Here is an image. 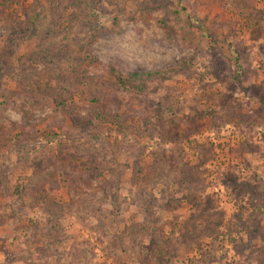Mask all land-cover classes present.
Returning a JSON list of instances; mask_svg holds the SVG:
<instances>
[{"label": "rangeland", "instance_id": "374dc122", "mask_svg": "<svg viewBox=\"0 0 264 264\" xmlns=\"http://www.w3.org/2000/svg\"><path fill=\"white\" fill-rule=\"evenodd\" d=\"M0 264H264V0H0Z\"/></svg>", "mask_w": 264, "mask_h": 264}, {"label": "trees", "instance_id": "16d2710c", "mask_svg": "<svg viewBox=\"0 0 264 264\" xmlns=\"http://www.w3.org/2000/svg\"><path fill=\"white\" fill-rule=\"evenodd\" d=\"M178 65H170L161 68L153 69H139L132 72H129L126 75L121 74L114 66H110L109 70L115 78V81L121 87H133L138 90H142L145 87L144 77L153 78L159 77L161 75H166L174 71Z\"/></svg>", "mask_w": 264, "mask_h": 264}]
</instances>
